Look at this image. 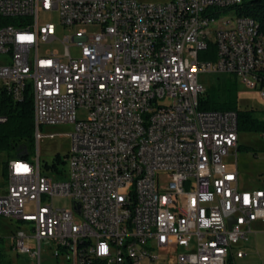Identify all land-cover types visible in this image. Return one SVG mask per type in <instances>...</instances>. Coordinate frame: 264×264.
Listing matches in <instances>:
<instances>
[{"label":"built area","instance_id":"2783aa9c","mask_svg":"<svg viewBox=\"0 0 264 264\" xmlns=\"http://www.w3.org/2000/svg\"><path fill=\"white\" fill-rule=\"evenodd\" d=\"M242 2L0 0V96L31 95L35 145L54 138L44 127H74L55 167H41L38 155L7 162L0 219L14 227L8 249L25 256L20 264H44L43 244L55 264H238L248 256L241 244L264 225V191L239 187L236 114L198 110L204 75L233 76L264 98L256 21L235 19L234 38H225L228 19L208 26L221 6ZM52 11L65 27L101 31L65 37L62 55L41 52L57 39L54 24L39 23ZM252 34L259 43L248 46ZM208 46L213 60H200ZM250 73L260 88L248 86ZM55 198L71 209L54 207Z\"/></svg>","mask_w":264,"mask_h":264},{"label":"rangeland","instance_id":"374dc122","mask_svg":"<svg viewBox=\"0 0 264 264\" xmlns=\"http://www.w3.org/2000/svg\"><path fill=\"white\" fill-rule=\"evenodd\" d=\"M147 3L162 4L172 0H141ZM235 9L226 11L222 17H228L234 13ZM217 20H219L217 18ZM39 23H52L55 26L56 40L50 44L41 45L40 50L44 52L46 50H56L60 55L64 53V47L61 41L65 37H70L79 30H84L88 35L96 34L101 31L99 25H75L71 28L61 25L59 15L56 11L50 13L41 14L39 17ZM216 26H212L214 29ZM69 52L72 57L78 55V49L72 47L71 44ZM215 75H204L200 77L202 83L207 87L214 83ZM258 82L248 78V86L253 88H259ZM237 105L239 110H253L254 115L257 118L264 119V98L257 90L249 89L241 82L237 81ZM86 117L84 111L77 112V119L83 120ZM74 127L71 124L57 125L54 127L42 128V135H55L53 139L42 138L38 145H35L34 153L32 157L38 155L39 164L51 166L55 156L62 158L66 155L69 148V139L67 134L73 131ZM239 145L243 148L237 151L236 160L238 167V175L240 180V186L245 189L261 188L264 190V135L260 133H239L238 134ZM6 161L5 157L0 154V185H2V169L3 163ZM4 187L0 188V192ZM53 205L56 208L71 209V202L67 199L55 198ZM21 226L22 223H18ZM15 226V225H14ZM255 230L253 234L248 236L245 243L241 244L242 248L248 253V256L238 264H264V225L253 226ZM10 231H14V227L8 221L0 219V237L6 239L4 242L0 241V254L5 253L6 260H10L11 264H20L25 261L22 257H16L14 253H9L8 244L11 243ZM32 246V242L29 243ZM42 260L44 264H55L54 261L48 255V250L45 244L42 246ZM2 257L0 256V259ZM4 258V262L5 261ZM3 259V258H2ZM6 264V263H2Z\"/></svg>","mask_w":264,"mask_h":264},{"label":"trees","instance_id":"16d2710c","mask_svg":"<svg viewBox=\"0 0 264 264\" xmlns=\"http://www.w3.org/2000/svg\"><path fill=\"white\" fill-rule=\"evenodd\" d=\"M235 9L228 17L223 14ZM222 10L208 21V26H217L228 19V27L225 31L233 28L237 18H251L262 32H264V0H243L241 5L234 8ZM217 18L219 20H217ZM205 44H211V35H204ZM214 47L208 46L204 52L199 54L200 60H213ZM214 83L206 87L203 96L199 98L198 110L203 112H234L237 118V132L239 133H260L264 135V119L257 118L253 110H239L237 105V81L235 77L228 75H215ZM260 88V84H259ZM0 116L5 121L0 124V154L6 161L3 163L0 188L4 186L6 179V166L9 160H30L34 153V126H33V105L32 97L26 92L21 102H15L7 94L0 96ZM238 147L237 151L240 150ZM59 156H55L51 167L60 162ZM46 168L49 166L46 165Z\"/></svg>","mask_w":264,"mask_h":264},{"label":"bare ground","instance_id":"6f19581e","mask_svg":"<svg viewBox=\"0 0 264 264\" xmlns=\"http://www.w3.org/2000/svg\"><path fill=\"white\" fill-rule=\"evenodd\" d=\"M234 7H236L234 6V3H227L221 6V10H218V12L222 10H228ZM213 15L214 13L211 14L210 17H208V21ZM245 19L247 18H237V20H245ZM256 27H258L257 24ZM234 37H237V29H235V21L233 23V28L225 31V38H234ZM255 43H259V34H252V38H248V46H255ZM250 78L253 81L260 83V77H257V73H250ZM162 185H169V178H162Z\"/></svg>","mask_w":264,"mask_h":264},{"label":"clouds","instance_id":"9594fccd","mask_svg":"<svg viewBox=\"0 0 264 264\" xmlns=\"http://www.w3.org/2000/svg\"><path fill=\"white\" fill-rule=\"evenodd\" d=\"M98 247H99V251H100L102 254H107L108 248H107V245H106V244H101V245H99Z\"/></svg>","mask_w":264,"mask_h":264},{"label":"crops","instance_id":"0c3cea01","mask_svg":"<svg viewBox=\"0 0 264 264\" xmlns=\"http://www.w3.org/2000/svg\"><path fill=\"white\" fill-rule=\"evenodd\" d=\"M240 145H239V142H238V147H239ZM237 171H238V167H237ZM239 187H240V189H242V190H245V189H243L241 186H240V180H239ZM255 190H262V191H264L263 189H261V188H253V189H249V190H245V191H255ZM256 225H260V224H256Z\"/></svg>","mask_w":264,"mask_h":264},{"label":"snow or ice","instance_id":"6c2138e0","mask_svg":"<svg viewBox=\"0 0 264 264\" xmlns=\"http://www.w3.org/2000/svg\"><path fill=\"white\" fill-rule=\"evenodd\" d=\"M17 168L19 169V168H20V166H19V165H17Z\"/></svg>","mask_w":264,"mask_h":264}]
</instances>
